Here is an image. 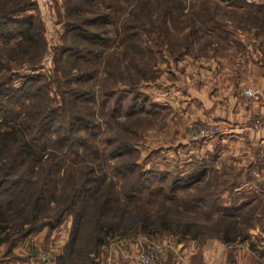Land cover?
Here are the masks:
<instances>
[{"label":"rangeland","instance_id":"rangeland-1","mask_svg":"<svg viewBox=\"0 0 264 264\" xmlns=\"http://www.w3.org/2000/svg\"><path fill=\"white\" fill-rule=\"evenodd\" d=\"M36 4L46 39L39 55L36 48L19 49L15 38L0 37V83L8 79L7 85L18 86L29 73L40 72L49 90V98L40 94L31 100L0 94V129H14L0 147V171L8 162L14 165L11 182L0 186V198L12 200L10 236L0 242V262L33 258L35 264H57L74 227L79 248L99 218L118 226L104 234L98 251L90 250L101 259L105 249H127L134 256L140 241L162 248L176 238L195 237L185 228L198 231V238L219 237L223 226L213 218L221 207L187 202L185 196L198 191L197 184L211 183L207 188L217 191L233 182L238 153L233 140L227 150L226 135L262 129L257 122L264 117V0ZM74 23L98 33L99 40L82 38L77 44L71 36ZM65 47L79 48L75 60ZM246 88L254 94H244ZM82 91L87 92L80 96ZM51 108L56 112L44 131L29 125ZM59 127L74 129L73 144H58ZM196 160L208 166L203 181H181L171 188L174 175L183 177ZM138 170L143 171L140 190L126 196ZM22 177L27 184L16 194L12 185ZM80 183L94 187L78 198L80 222L66 211L57 225L46 222L21 235L17 225L29 222L16 214L17 206L29 210L31 195L44 187L47 198L40 200L39 219L48 221ZM246 208L231 226L236 238L247 236L261 219L254 218L255 206ZM232 219L226 214L227 222Z\"/></svg>","mask_w":264,"mask_h":264},{"label":"trees","instance_id":"trees-1","mask_svg":"<svg viewBox=\"0 0 264 264\" xmlns=\"http://www.w3.org/2000/svg\"><path fill=\"white\" fill-rule=\"evenodd\" d=\"M76 2H79L80 4L82 3H89L91 0H75ZM37 0H0V37L4 38V40H11L12 38H15L16 42L18 43L19 49H33L36 48L37 50L36 53L39 55L42 48L46 46V39L44 37L43 33V23L42 19L40 17V14L38 12L37 8ZM85 24V23H84ZM72 34L71 36L74 38L73 40L77 41V44L82 40V38H88L89 41H97L99 40L98 37L100 35L92 29H89L82 25L81 23H74L72 26ZM128 34V33H127ZM135 34V33H134ZM67 48V49H66ZM21 49V50H22ZM64 49V48H63ZM67 52L68 58H74L78 55V50L79 48L73 47L68 48L65 47ZM64 49V51H65ZM72 51L73 53H70ZM69 59V60H70ZM0 64H2V60L0 59ZM38 66V63L35 65H32L31 68L32 70L36 69ZM30 76L26 77V79L23 83H21L18 86H14L13 84L7 85L6 83L8 82V79H5L4 82L0 83V94L1 96H5V98H15L16 96H21V97H28L29 100L38 98L40 94H45L44 96H48V86L47 83H42L43 81V73L36 72V73H29ZM47 87V88H46ZM61 91V89H60ZM2 92V93H1ZM83 93H79L80 96H83L87 91H82ZM63 99L67 100L66 97V92L62 93ZM74 96H76L74 94ZM49 98V96H48ZM2 99V98H1ZM0 99V100H1ZM13 104V102H12ZM14 110V109H13ZM44 110H40L42 113ZM12 112V110H10ZM56 111L51 108L49 111H45L42 118L37 121L36 123L29 122V125L35 126L38 129V132H42L45 130V126H48L51 123V120L53 118V114ZM34 116H37V111H35ZM37 124V125H36ZM36 129V130H37ZM14 130V129H13ZM13 130H2L0 129V147L2 146V140L3 138H11L12 134L14 133ZM66 130V131H65ZM58 132L59 136L57 139L58 144L61 146H64L65 142L71 141L73 144V140L77 138V136L74 134V129L73 131L70 130V127H66L64 130L59 127ZM39 136V134H37ZM51 141V139H49ZM75 141V140H74ZM28 147L31 146L32 144H27ZM33 146V145H32ZM62 148V147H60ZM31 149V147H29ZM193 165V167H191ZM13 161L8 162V164H4L1 168L0 171V186L7 181L11 182V179H9L10 174L13 169ZM132 168H128V170H131ZM126 170V173L124 176L129 172ZM208 171V166L202 161V160H196L195 163H188V170L186 173L183 174V177L181 175H174L175 177L173 178V185H171V188H175L174 185L177 184V182L181 181H186L187 184L189 183L188 181L196 183L197 181H203L202 179L206 176ZM143 171L138 170V177L137 181L131 183V186L129 189L125 191L126 196H132L135 194L137 191L140 190V181L143 179ZM21 179V178H20ZM130 179V178H129ZM180 179V180H179ZM188 180V181H187ZM28 179L25 177H22L21 180L16 181L12 186H14V189L19 193L23 185L27 184ZM207 182V181H206ZM210 182V181H209ZM208 184V185H207ZM211 184V183H210ZM209 183H205L204 185H196L198 187V191H195L194 193H188V195L185 196V199L187 202L193 201V202H199L201 204H204L205 206L208 207H213L215 205H218L219 208L222 207V202L220 200V194L222 191L221 189H218L217 191L215 190H209L207 187L210 185ZM185 185V184H184ZM234 185V182H231L228 187L232 188ZM22 191V190H21ZM47 190L44 187H41L36 194L31 195V200L29 204V210L24 209V207L17 206L16 207V214L17 215H23L28 219L29 226L24 227L23 223L21 222L18 224V230L21 232V235L28 234L29 232L41 228L42 226L45 225L47 222L51 226L57 225L63 218V214L66 211H70L74 215V219L76 222H80L82 213L81 210L78 209V198L82 194H92L94 191L93 186H87L85 183H80L77 186V190L75 189V192L73 195H68L65 200L63 201L62 204H64V207H60L59 210L56 212L54 217L48 218V221H42L39 218H41V210L43 208L42 202L40 203L41 199L47 198V193H45ZM108 192L111 193V189H107L104 193L105 196H107V200L109 199L108 197ZM22 193V192H21ZM171 194H174L173 191ZM21 195V194H19ZM105 198V201H106ZM126 198V197H125ZM12 202V200L8 199L5 200L0 198V242L5 241L6 239L9 238V227H8V222H7V215L9 212V205ZM106 205V203L104 204ZM103 205V206H104ZM27 207V206H26ZM222 210H227V207L222 209L220 208V212L215 215V218H213V222L216 221L215 223H220L224 224L221 233L217 234L224 239H233L236 238L233 235L232 228L234 227L233 222H237V212H238V207L235 208V211H231V213H223ZM26 214V215H24ZM226 214L227 216L232 217L233 219L230 220L229 222L226 221ZM209 216V215H208ZM146 222H149L148 220H145ZM226 223V224H225ZM233 227L231 228V226ZM118 227L116 224H107L104 223L102 220L97 219L94 224V228L92 229V233H90L89 239L82 244H80L79 248L76 247L77 243H75V238H76V230L77 228L74 227V230L71 234V237L69 240L65 243L64 245V252L61 253L58 256L57 264H103L102 259L97 255L91 254L92 252L90 251L92 248H95L97 251L98 249L101 248V246L104 243V234H108L110 232V229L113 230V228ZM116 231V230H114ZM183 231H190L191 235L197 236L198 231H191L188 230L187 228L183 229ZM245 236V235H243ZM78 246V245H77ZM78 248V249H77ZM75 256L81 260V262H76L75 261ZM74 257V259H72Z\"/></svg>","mask_w":264,"mask_h":264},{"label":"crops","instance_id":"crops-1","mask_svg":"<svg viewBox=\"0 0 264 264\" xmlns=\"http://www.w3.org/2000/svg\"><path fill=\"white\" fill-rule=\"evenodd\" d=\"M225 139L228 151L229 141L235 143L238 173L233 187L227 186L221 191V208L227 207L222 212L231 213L238 207L239 218L248 205H253L254 218L261 217L260 221L253 222L247 236L236 239L217 236L176 238L170 245L162 246L157 264H264V130L251 129L232 137L226 135ZM106 250L103 264H141L127 249L124 252L116 248ZM10 262L35 264L33 258L11 259Z\"/></svg>","mask_w":264,"mask_h":264},{"label":"built area","instance_id":"built-area-1","mask_svg":"<svg viewBox=\"0 0 264 264\" xmlns=\"http://www.w3.org/2000/svg\"><path fill=\"white\" fill-rule=\"evenodd\" d=\"M244 94L252 95L254 91L252 89L246 88L244 89ZM257 125L264 129V117L259 119ZM205 132L211 131L209 129L203 130ZM161 246L159 243L155 241H140L139 248L134 255V257L141 263V264H157V257L160 253ZM49 262V259H48ZM0 264H9L6 261H1Z\"/></svg>","mask_w":264,"mask_h":264}]
</instances>
